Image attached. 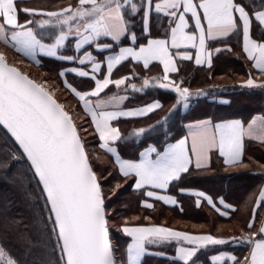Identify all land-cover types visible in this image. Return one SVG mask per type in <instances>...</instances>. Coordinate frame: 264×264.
I'll use <instances>...</instances> for the list:
<instances>
[{
    "label": "snow or ice",
    "instance_id": "6c2138e0",
    "mask_svg": "<svg viewBox=\"0 0 264 264\" xmlns=\"http://www.w3.org/2000/svg\"><path fill=\"white\" fill-rule=\"evenodd\" d=\"M232 37L237 38V55L243 56L250 69L240 87L264 91V0H66L52 8L0 0V42L36 66H42L39 55L71 65L58 75L90 117L100 149L113 158L126 184L165 205L178 201L160 190L208 168L214 150L226 166H236L242 163L245 138L264 144V112L247 121H190L181 125L186 135L179 138L169 130L168 122L178 110L188 109L194 100L207 95L201 89L193 92L182 87L170 74H179L181 61L194 57L196 65L211 66L214 55L235 52L228 42ZM154 61L162 66V77H141L135 71L138 65L149 69ZM122 63L131 64L129 71L113 79L114 69ZM69 72L90 78L94 86L78 90L67 79ZM46 83L21 72L0 52V126L6 143L12 145L0 148V173L25 189L28 198L26 208L12 201L0 204V264H118L104 198V184L112 172L104 176L103 170L99 175L94 170L80 130ZM110 85L117 91L111 92ZM150 86L173 90L175 101L157 121L134 126L126 136L119 127L120 118L147 117L163 107L159 99L123 107L130 93H145ZM154 134L162 137L160 142L152 141ZM133 140L138 154L124 158L118 145ZM20 164L26 172L13 173ZM33 184L34 190L27 192L25 186ZM122 187L117 183L110 191L114 195ZM194 195L196 207L206 201L223 217L234 210L222 196L214 199L204 191ZM140 205L154 207L149 199ZM246 205L247 201L242 207ZM261 207L264 187L255 198L246 228L229 236L130 223L140 217L125 216L118 225L129 238L122 264H144L146 256L164 257L169 264H204L203 250L227 244L247 248V253L221 250L207 259L212 264H264V217H259L257 226ZM12 245L36 255L22 262L13 254ZM167 248L173 249L171 254Z\"/></svg>",
    "mask_w": 264,
    "mask_h": 264
},
{
    "label": "trees",
    "instance_id": "16d2710c",
    "mask_svg": "<svg viewBox=\"0 0 264 264\" xmlns=\"http://www.w3.org/2000/svg\"><path fill=\"white\" fill-rule=\"evenodd\" d=\"M64 3H66V0H58L55 5L59 6ZM228 42L236 48V51L214 55L211 66H196L192 61H181L179 62V74L173 73L170 75L171 79L178 83L182 82V87H188L193 92L201 89L207 93L206 96L194 100L188 109L183 111L178 110L174 118L168 122L169 130L175 138L183 135L184 129L181 128V125L188 121L204 117H212L213 119L236 117L247 121L253 114L264 112V91L259 89L248 90L240 87L239 82L246 78L250 69L243 56L237 55L240 51L237 47V38L232 37ZM7 61L10 62L9 60ZM41 61L42 66L29 67L42 71L46 76L50 75L54 78V85L64 94V100L68 101V105L71 106L75 118L72 112L48 90L62 104L65 111L69 112L71 119L80 130L85 150L89 155L94 170L97 171L98 175L103 170L104 176L108 175V171L112 172V176L108 177L107 183L104 184V198L107 208L110 210V237L114 245L117 246L118 264H122L125 259V249L129 239L119 231L118 227L120 223H123V217L125 216L129 218L132 216L140 217L139 221L130 219V223H155L178 230L212 232L224 236L239 235L241 227L246 228L247 220L251 218V208L255 204V198L264 184V144L245 141L241 159L242 163L236 166L224 165L220 157L216 153H212L211 163L208 168L202 169L199 172L193 171L191 175L185 176L184 179L178 182H171L167 191L176 197L179 206H167L161 202L154 201L152 203L154 207L152 208L141 207L140 201L145 199L143 192L133 190L121 178L113 162V158L100 149L97 134L91 126L89 117L81 110L78 100L65 88L59 77V71L67 63L53 58H41ZM130 67V63H123L118 67V70L128 72ZM154 67L156 66L150 65L149 69L144 70L138 65L135 71L141 73V77L144 75L162 77L160 72L155 71ZM28 75L30 76V74ZM69 78L76 83L75 85H79L80 82L85 81L72 76H69ZM135 82L138 83L139 80ZM109 90L111 92L117 91L111 86ZM219 97L225 98L228 102L226 104L216 102L214 99ZM154 99H159L163 107L149 114L147 117L119 120L120 130L126 136L134 126H145L157 121L159 117L168 111L175 101L173 90L162 89L158 86H150L145 90V93H130V98L126 101V105L143 104ZM82 128H86L90 135H86L87 132L83 131ZM161 139L162 137L155 134L152 136V141L157 143ZM135 143V140H133L131 144L126 145L121 142L118 145V149L124 158H132L138 154L139 149L135 146ZM11 147L10 143H6L5 130L0 126V148ZM192 168L195 169L194 167ZM16 171L26 172V168L22 164L16 165L13 173ZM11 175L12 173L9 174V176ZM101 182L104 183L103 180ZM117 183H120L123 187L117 189L113 195L110 189H116ZM25 187L27 192L34 190V184L31 186L26 185ZM180 188L198 189L213 196L214 199L222 196L226 202L234 205V210L229 212V217H223L205 202H202L200 207H196V199L192 195L180 193ZM108 189L111 194L110 196H107ZM6 201H12L13 205H18L20 208H26L28 204L25 189L20 188L11 179L6 178L3 173H0V204ZM246 201V207H242ZM240 214L243 216L241 217ZM263 215L264 207H261L257 214V226H259V217H263ZM144 216H149L151 219L144 220ZM12 248L13 254L22 262L31 261L36 255V253L28 255L22 246L19 245H12ZM156 250L164 251L165 249L158 248ZM166 250L170 254L173 251L172 248H167ZM220 250L234 252L237 255L247 253V248H241L239 245L210 246L209 249L202 251L204 264H212L207 259V256ZM52 256L54 258L55 254L52 253ZM144 264H169V261L164 257L146 256L144 257Z\"/></svg>",
    "mask_w": 264,
    "mask_h": 264
},
{
    "label": "crops",
    "instance_id": "0c3cea01",
    "mask_svg": "<svg viewBox=\"0 0 264 264\" xmlns=\"http://www.w3.org/2000/svg\"><path fill=\"white\" fill-rule=\"evenodd\" d=\"M58 0H20V2L22 3V4H25V5H29V6H40V7H49V8H52V7H55L56 5V2H57ZM0 48L2 49V50H4V54H5V51L6 52H8V54H9V56L10 57H14V58H17V59H19L22 63H24V64H26V65H28V66H36L34 63H32V62H30L29 60H27V58H25V57H23L21 54H18V53H16L11 47H9L8 45H6V44H4L3 42H0ZM0 52H2V51H0ZM5 55H7V54H5ZM38 58L39 59H41V58H50V57H45V56H43V55H39L38 56ZM53 59H55V58H53ZM190 61H192V63L194 64V65H196L195 64V62H194V57H193V59L192 60H190ZM11 64H13V65H15L14 63H12V62H10ZM123 64V63H122ZM151 65H155L156 67H154L155 68V71L157 72H160V74L161 75H163V68H162V66L161 65H159V63L158 62H152V64ZM16 66V65H15ZM139 66H141L142 67V65H139ZM196 66H205V67H208V65H207V63H205L204 65H196ZM16 67H18V66H16ZM68 67H71V65H69L68 63H67V65L66 66H64L63 68H68ZM119 67V66H118ZM118 67L116 68V69H114V71H113V74H112V78L113 79H115V78H117V77H119L120 75H125V74H127V71H120V70H118ZM19 68V67H18ZM20 69V68H19ZM103 69L104 70H106V65H104L103 66ZM89 70H90V67H89ZM22 71V70H21ZM23 72V71H22ZM173 74V73H172ZM171 75V74H170ZM253 75L255 76L256 75V73L255 72H253ZM69 76H72V77H74V78H79V79H83V80H85L86 82H87V84H86V82L85 81H83V82H80L79 83V85H75L76 83H74L73 81H71L70 80V78H69ZM61 78V77H60ZM102 78V77H101ZM67 79L71 82V83H74L73 85L74 86H76L77 88H78V90H81V91H87L90 87H92V86H94V82L90 79V78H87V77H79V76H77V75H75V74H73V73H71V72H69L68 74H67ZM61 80H62V82H63V79L61 78ZM111 87H114L115 88V86L114 85H110ZM109 86V87H110ZM121 88H123V86H121ZM116 89V88H115ZM70 91V90H69ZM121 94H123V93H121ZM73 95V94H72ZM74 96V95H73ZM75 97V96H74ZM76 98V97H75ZM77 99V98H76ZM93 99H95V98H93ZM78 100V99H77ZM216 102H218V103H224V104H226L227 102H228V100H226L225 98H216V99H214ZM151 101V100H150ZM225 101H227V102H225ZM149 102V101H148ZM78 103H79V105H80V107H81V110L84 112V110H83V108H82V106H81V104H80V102L78 101ZM147 103V102H146ZM143 104H145V103H143ZM139 105H142V104H138V105H126V102L124 103V105H123V107L124 108H131V107H136V106H139ZM85 113V112H84ZM255 114H260V113H255ZM254 115V114H253ZM88 116V115H87ZM89 117V116H88ZM205 118H212V117H204V118H200V119H196V120H201V119H205ZM89 119H90V117H89ZM121 119H126V118H120V120ZM128 119V118H127ZM229 119H241V118H236V117H230V118H224V119H213L212 118V120L215 122V121H219V120H229ZM196 120H192V121H196ZM91 122V121H90ZM188 122H190V121H188ZM188 122H186V123H188ZM94 129V128H93ZM183 135H186V130H184V133H183ZM97 137H98V135H97ZM98 140H99V138H98ZM245 141H252V142H257V143H259L258 141H255V140H249V139H247V138H245V140H244V142ZM189 147H190V141H189ZM213 153H216L218 156H219V153H218V151H213ZM243 154V153H242ZM220 159H221V161H222V163L224 164V162H223V158L222 157H220ZM241 159H242V157H241ZM210 163H211V160H210ZM225 165V164H224ZM210 166V165H209ZM191 167H194L195 168V163H194V161H193V164L191 165ZM262 187H264V184H263V186ZM186 189V191H184V192H181L180 191V193H183V194H187V195H192L195 199H197V197H196V195H194V193L195 192H197V191H201V190H198V189H190V188H185ZM161 192H162V194H167V195H172V194H170V193H168V191L166 190H160ZM172 196H174V195H172ZM175 197V196H174ZM176 198V197H175ZM219 198V197H218ZM218 198H216V199H218ZM145 199H149V202L150 203H153L154 201H158V202H161V201H159V200H155V199H152V198H146L145 197ZM177 200V199H176ZM161 203H163V202H161ZM205 203H206V201H205ZM164 204V203H163ZM167 206H179V204L177 203L176 205H167ZM231 210H229V212H230ZM263 217H264V215H263ZM178 230V229H177ZM182 231H184V230H182ZM189 232H192V231H189ZM195 233V232H194ZM221 251V250H220ZM222 251H227V250H222ZM212 254H216V252L215 253H212ZM211 254V255H212ZM222 262H218V264H221Z\"/></svg>",
    "mask_w": 264,
    "mask_h": 264
},
{
    "label": "rangeland",
    "instance_id": "374dc122",
    "mask_svg": "<svg viewBox=\"0 0 264 264\" xmlns=\"http://www.w3.org/2000/svg\"><path fill=\"white\" fill-rule=\"evenodd\" d=\"M0 51L4 52V50H2L1 48H0ZM5 54H7V55H5L7 60H9L10 62L14 63L16 66H18L20 68V70H22V71H24L26 73L28 72V74H30V77L34 78V80H37L38 82L47 81V83L44 84V86L46 88H48L62 102V104L70 112H72L71 106L68 105V101L64 100V94H62V91H60V89L56 88V86L54 85V78H52L50 75L46 76V74H44L42 71H39V70H37L35 68H32V67H29L28 65L22 63L17 58L10 57L8 52H6V51H5ZM72 115L75 118V115L73 114V112H72ZM82 130L87 132L86 135H90V133L86 130V128H82ZM88 143H90V142L88 141ZM110 195L111 194H110V191L108 189V195L107 196H110ZM240 215H241V217L243 216L242 214H240ZM189 225L192 226V227H195L194 225H191V224H189Z\"/></svg>",
    "mask_w": 264,
    "mask_h": 264
},
{
    "label": "water",
    "instance_id": "95a60500",
    "mask_svg": "<svg viewBox=\"0 0 264 264\" xmlns=\"http://www.w3.org/2000/svg\"><path fill=\"white\" fill-rule=\"evenodd\" d=\"M8 62V61H7ZM8 63H10V62H8ZM11 64V63H10ZM13 65V64H12ZM13 66H15V65H13ZM20 70V69H19ZM21 71V70H20ZM22 72V71H21ZM31 78V77H30Z\"/></svg>",
    "mask_w": 264,
    "mask_h": 264
}]
</instances>
